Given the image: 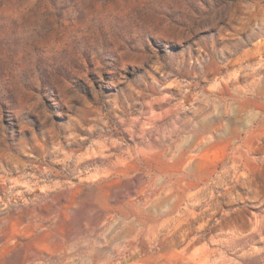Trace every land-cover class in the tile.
I'll use <instances>...</instances> for the list:
<instances>
[{
	"label": "clouds",
	"instance_id": "clouds-1",
	"mask_svg": "<svg viewBox=\"0 0 264 264\" xmlns=\"http://www.w3.org/2000/svg\"><path fill=\"white\" fill-rule=\"evenodd\" d=\"M0 264H264V0H0Z\"/></svg>",
	"mask_w": 264,
	"mask_h": 264
}]
</instances>
